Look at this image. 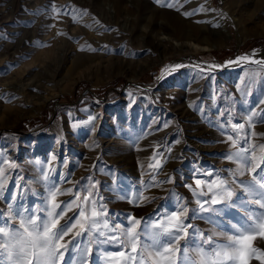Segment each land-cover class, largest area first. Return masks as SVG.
I'll use <instances>...</instances> for the list:
<instances>
[{
    "label": "rangeland",
    "instance_id": "obj_1",
    "mask_svg": "<svg viewBox=\"0 0 264 264\" xmlns=\"http://www.w3.org/2000/svg\"><path fill=\"white\" fill-rule=\"evenodd\" d=\"M256 61H264V0H0V226L44 208L52 184L81 195L94 184L110 224L128 226L129 215L151 223L182 197L186 223L209 234V217L221 218L193 213L186 185L231 180L236 164L223 154L237 147L264 152V64ZM233 123H245L247 143L226 142ZM233 187L234 201L250 199ZM254 246L264 250V239ZM119 250L93 245L84 264H107L105 252ZM80 256L70 244L58 264Z\"/></svg>",
    "mask_w": 264,
    "mask_h": 264
},
{
    "label": "snow or ice",
    "instance_id": "obj_2",
    "mask_svg": "<svg viewBox=\"0 0 264 264\" xmlns=\"http://www.w3.org/2000/svg\"><path fill=\"white\" fill-rule=\"evenodd\" d=\"M167 7L173 5L167 4ZM249 59L242 56L238 61ZM256 63L264 64V61ZM181 67L184 65L177 64L173 71ZM215 67L219 66H209L210 69ZM260 103L264 104V100ZM256 116V112L248 116L249 125ZM261 118L264 119V114ZM92 119L90 117L85 123ZM224 127L228 128L227 125ZM230 128L233 134L227 136L226 142L232 145H238L240 141L247 143L246 137L240 135L245 123H233ZM233 135L237 139L234 140ZM260 147L264 148V145ZM251 151L237 147L235 151L223 154L236 164L235 169L229 170L231 180L220 177L211 182L196 179L195 187L186 185L196 197L197 208L191 210L193 213H212L221 218L217 224L209 217L214 229L207 235L186 223L190 209L182 197H177L176 210L170 214L165 212L151 223L145 218L129 215L126 218L128 226H122L110 224L102 198L96 199L94 184L82 189L83 195L80 191L63 190L52 184L48 188L44 208H38L37 213L32 214H25L28 209L14 213L10 219L15 220L19 216L18 224L6 220L5 226H0V264H58L70 244L81 253L76 264H84L93 245H114L121 249L105 252L107 264H250L254 256L264 264V250L254 246L255 241L264 239V167H261L264 152L257 157L250 155ZM249 171L252 173L250 180L237 182L238 177ZM48 178L46 173L44 179ZM3 179L0 175V198L4 192ZM233 185L242 189L250 199H241L239 203L234 201L236 190ZM63 195L74 198L58 201V197ZM232 210L241 214L236 222L227 215ZM191 229L194 231L190 232ZM84 236L89 238L87 244L83 247L76 245L77 239ZM142 236L145 241H142ZM65 237L70 239L65 240ZM190 244L194 246L190 247Z\"/></svg>",
    "mask_w": 264,
    "mask_h": 264
},
{
    "label": "bare ground",
    "instance_id": "obj_3",
    "mask_svg": "<svg viewBox=\"0 0 264 264\" xmlns=\"http://www.w3.org/2000/svg\"><path fill=\"white\" fill-rule=\"evenodd\" d=\"M183 35H185L184 37L186 38H189V36L188 35H186V34H183ZM190 39V38H189ZM234 68V67H233ZM235 69V68H234ZM65 175V172H64V170L63 169H59L58 171H57V174H56V177H57V179L58 180H60V181H62V179L64 178L63 176ZM6 192H8V190L6 191Z\"/></svg>",
    "mask_w": 264,
    "mask_h": 264
},
{
    "label": "water",
    "instance_id": "obj_4",
    "mask_svg": "<svg viewBox=\"0 0 264 264\" xmlns=\"http://www.w3.org/2000/svg\"><path fill=\"white\" fill-rule=\"evenodd\" d=\"M156 85H158V82H157V84Z\"/></svg>",
    "mask_w": 264,
    "mask_h": 264
}]
</instances>
